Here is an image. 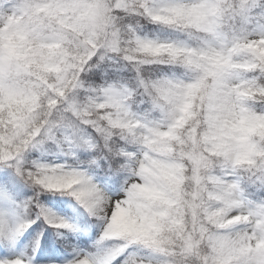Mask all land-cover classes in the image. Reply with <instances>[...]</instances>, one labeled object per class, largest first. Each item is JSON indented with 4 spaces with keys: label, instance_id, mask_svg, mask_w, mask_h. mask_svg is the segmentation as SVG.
<instances>
[{
    "label": "snow or ice",
    "instance_id": "1",
    "mask_svg": "<svg viewBox=\"0 0 264 264\" xmlns=\"http://www.w3.org/2000/svg\"><path fill=\"white\" fill-rule=\"evenodd\" d=\"M103 66L131 76L91 82ZM137 90L145 106L132 111ZM261 102L264 0H0V236L15 241L33 211L71 227L40 205L43 190L70 195L101 221L97 243L113 242L66 264H112L129 248L121 264H264V110L250 107ZM46 145L66 162L29 160ZM172 150L187 177L154 155ZM9 184L33 195L18 201Z\"/></svg>",
    "mask_w": 264,
    "mask_h": 264
},
{
    "label": "trees",
    "instance_id": "2",
    "mask_svg": "<svg viewBox=\"0 0 264 264\" xmlns=\"http://www.w3.org/2000/svg\"><path fill=\"white\" fill-rule=\"evenodd\" d=\"M154 29V25H145V30L149 36L152 35ZM158 35L163 38L169 34L161 32ZM173 71L177 75H181L183 72L180 68H174ZM88 75L91 82L100 83L105 77L110 78L111 81H115L120 77L128 80L131 73L126 70H117V67L103 66L102 68L92 69ZM78 155L83 160L88 158L89 153L81 151ZM28 158L29 160L39 159L45 162H66V158L56 150L54 145H46L44 151L33 150ZM2 171L0 170V172ZM93 175L96 176V182L102 185L103 189L109 193L115 194L120 191L121 181L113 184L111 180L106 181L102 174L97 176L94 172ZM113 179L116 178L114 177ZM0 187H4V185H0ZM7 187L9 193L18 201L25 200L33 195L31 189L22 185L9 184ZM258 195H264V193H259ZM37 198L44 209L59 214L71 227L69 229H55L45 223L42 218L37 219L34 211L26 213L28 218L34 222L11 243L0 236V259L20 257L27 260L28 257H31L32 264H65L66 261L71 260L80 253L83 255L87 254V256L92 258L106 249L109 241L97 243L99 237L97 233L100 229L101 221L97 217L91 216L70 195L54 194L41 190ZM37 235L39 236V247L36 248L33 254L29 245ZM129 251L131 252L132 249L129 248L123 254L117 256L112 261V264L121 263L125 259L124 254L127 255ZM136 254L143 255V252Z\"/></svg>",
    "mask_w": 264,
    "mask_h": 264
},
{
    "label": "clouds",
    "instance_id": "3",
    "mask_svg": "<svg viewBox=\"0 0 264 264\" xmlns=\"http://www.w3.org/2000/svg\"><path fill=\"white\" fill-rule=\"evenodd\" d=\"M188 75H191V73H188ZM145 98L142 97L139 93V91L137 90L136 94L134 96H132V98L130 99L129 103L131 106L132 111H136L137 108L139 109H143L144 108V104L142 103V101ZM250 107L253 110H264V102H261L260 104H251ZM205 131L204 126L201 124L198 127V132H203ZM120 135L121 133L119 131H113V139H114V144H112L113 147H120L122 146L121 144V140H120ZM127 144V147L129 149H134L136 151H140L141 150V146L138 143H132V142H125ZM97 147H98V155L99 156H105L107 155L106 152L102 151L103 149V139L99 138L97 139ZM203 148V150L205 152L209 153V156H212V153L210 151V149H208L207 147L201 146ZM155 156H157L158 158H162V159H167L173 162H176L180 165H182L183 169H184V174L185 177H187L188 175H190V172L188 171V164L189 162L187 160H181L180 156L178 155V152L176 150H172V152L169 155H165L163 153L160 152H156L154 153ZM183 190L185 192H189L191 191V184L187 181V179H185V182L183 184Z\"/></svg>",
    "mask_w": 264,
    "mask_h": 264
},
{
    "label": "rangeland",
    "instance_id": "4",
    "mask_svg": "<svg viewBox=\"0 0 264 264\" xmlns=\"http://www.w3.org/2000/svg\"><path fill=\"white\" fill-rule=\"evenodd\" d=\"M42 161V160H41ZM42 162H45V161H42ZM46 163H58V162H56V161H50V162H46ZM104 191H106V190H104ZM107 192V194L109 195V196H112V197H115V196H118V195H120L121 194V192L119 191V192H117V193H115V194H111V193H109L108 191H106ZM4 207V204H3V200H0V209H2ZM50 213H52L54 216H56V217H60V218H62V219H64L62 216H60L59 214H57V213H55V212H51V211H49ZM65 220V219H64ZM66 221V220H65ZM67 222V221H66ZM68 223V222H67ZM69 224V223H68ZM100 230L101 229H99V231H98V233H97V236H99V233H100ZM3 237V236H2ZM112 241H109L108 243H107V247H106V249L108 248V247H110L111 245H112ZM106 249H104L103 251H101L100 253H98L97 254V256H99V255H102L103 253H104V251L106 250ZM130 252V251H129ZM128 252V253H129ZM78 255H83L82 253H80V254H78ZM77 256V255H76ZM75 256V257H76ZM124 256H125V259L127 258V256H128V254L127 255H125L124 254ZM90 259H91V257L90 256H88ZM74 258V257H73ZM72 258V259H73ZM124 259V260H125ZM123 260V261H124ZM66 264V263H65ZM119 264H121V263H119Z\"/></svg>",
    "mask_w": 264,
    "mask_h": 264
}]
</instances>
